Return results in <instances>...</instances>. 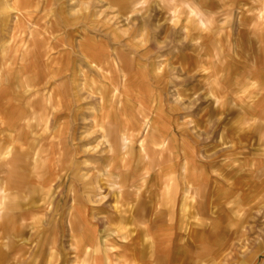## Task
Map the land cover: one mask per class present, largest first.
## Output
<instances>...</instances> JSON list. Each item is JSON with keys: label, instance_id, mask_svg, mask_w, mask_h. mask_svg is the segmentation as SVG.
Segmentation results:
<instances>
[{"label": "clouds", "instance_id": "1", "mask_svg": "<svg viewBox=\"0 0 264 264\" xmlns=\"http://www.w3.org/2000/svg\"><path fill=\"white\" fill-rule=\"evenodd\" d=\"M17 3L0 264H264V0Z\"/></svg>", "mask_w": 264, "mask_h": 264}, {"label": "rangeland", "instance_id": "2", "mask_svg": "<svg viewBox=\"0 0 264 264\" xmlns=\"http://www.w3.org/2000/svg\"><path fill=\"white\" fill-rule=\"evenodd\" d=\"M2 2L3 3H8V2L12 3V7H11L12 9L5 7L3 10H0V17H6V18L10 17V23L14 29L18 19L21 17V13H22L23 8L19 7L17 0H2ZM14 15L16 16V21H15L14 26H13ZM65 63H66V59H65ZM95 77L99 78L98 74L93 76V78H95ZM105 102L107 103V98H106ZM124 102L125 103H128V102L135 103V89L134 88L129 91L128 96ZM169 235H171V234H169ZM169 244H170V241H169Z\"/></svg>", "mask_w": 264, "mask_h": 264}, {"label": "crops", "instance_id": "3", "mask_svg": "<svg viewBox=\"0 0 264 264\" xmlns=\"http://www.w3.org/2000/svg\"><path fill=\"white\" fill-rule=\"evenodd\" d=\"M5 7L10 9L12 7V3L11 2H8V3L0 2V10H3ZM24 11H26V9L22 10V12H24ZM15 21H16V16L14 15V17H13V26H14ZM93 79H97V78L95 77Z\"/></svg>", "mask_w": 264, "mask_h": 264}, {"label": "bare ground", "instance_id": "4", "mask_svg": "<svg viewBox=\"0 0 264 264\" xmlns=\"http://www.w3.org/2000/svg\"><path fill=\"white\" fill-rule=\"evenodd\" d=\"M12 9V8H11ZM14 10V9H13Z\"/></svg>", "mask_w": 264, "mask_h": 264}]
</instances>
